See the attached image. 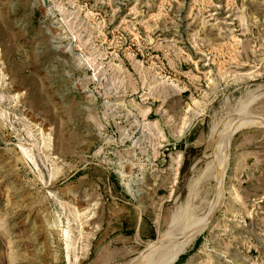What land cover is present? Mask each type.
Segmentation results:
<instances>
[{"label":"rangeland","instance_id":"374dc122","mask_svg":"<svg viewBox=\"0 0 264 264\" xmlns=\"http://www.w3.org/2000/svg\"><path fill=\"white\" fill-rule=\"evenodd\" d=\"M257 121L264 0H0V264L158 263L180 205L217 212L161 264H264ZM135 211L156 232L127 250Z\"/></svg>","mask_w":264,"mask_h":264},{"label":"bare ground","instance_id":"6f19581e","mask_svg":"<svg viewBox=\"0 0 264 264\" xmlns=\"http://www.w3.org/2000/svg\"><path fill=\"white\" fill-rule=\"evenodd\" d=\"M263 125H264V122H263ZM263 125L260 123L257 122H248V123H244L243 125L239 126V127H236V130L238 129H249V128H261L263 127ZM235 131V130H234ZM232 135V134H231ZM231 138V136H230ZM225 139V138H223ZM220 140V141H219ZM218 140V144L216 146V150H214V154L211 155L213 157L214 160H217V159H221L220 157H222L224 154V152L222 153L221 152V149L223 148V144L225 143V141L223 142L222 139H219ZM222 140V141H221ZM228 141H229V137H228ZM228 145V144H227ZM225 146V145H224ZM226 149V147H225ZM226 151V150H225ZM222 153V154H221ZM231 153V152H230ZM226 154H227V157H228V153L226 151ZM222 155V156H220ZM226 156V155H225ZM225 157L222 158V160L224 159ZM225 160V159H224ZM206 161V160H205ZM228 161V160H227ZM218 163V162H217ZM216 163V164H217ZM220 163V161H219ZM218 163V164H219ZM223 163V162H222ZM225 163V162H224ZM223 163V168L222 169H218V175H217V179H218V182H219V187H220V190H219V195L221 194V197L222 195L224 194V192L229 189V186H230V179L232 177L231 175V171H229V173L225 174V170L227 169V167H225ZM209 166V165H208ZM219 166L220 168V165H217ZM227 166V165H226ZM208 169V168H207ZM217 169V168H216ZM224 175H226L225 178H227V180L225 181V179H223ZM217 194V196H218ZM188 197V196H187ZM223 198V197H222ZM221 198V199H222ZM219 199V197H218ZM189 209V210H188ZM192 209L190 210L189 206H182L180 205V207H175L172 214L170 215V218H169V223L167 225V228H166V232H167V229L169 228L171 230V233L170 235H174L176 236L175 238V241L171 243H169V240H168V243L167 241H163V242H158L157 246H154L153 248H151L152 252L153 253H157L159 254L158 256H160V258H158V263H154V264H161V263H164L168 260H170L171 258L175 257L176 255H178L179 253H182V251L184 250V248L189 245L191 242H193L196 237L206 229L208 223L210 222V218L213 214V212L208 213V215L206 216V218L203 220V223H199L200 225H194V223H190L189 225L187 224V226L184 227L183 223L186 221V219H190L188 213L191 212ZM216 211V210H215ZM188 216V217H187ZM200 221V220H199ZM194 222V220H193ZM183 225V226H182ZM169 230V231H170ZM168 231V232H169ZM165 233V232H164ZM65 235H66V238H68V233L65 232ZM160 236V235H159ZM162 236H163V233H162ZM165 236V234H164ZM174 238V237H173ZM171 237L170 240L173 239ZM161 239L164 240V237H162ZM159 240V239H158ZM174 240V239H173ZM156 244V243H155ZM151 246V245H150ZM149 248V247H148ZM148 250V249H147ZM155 251V252H154ZM156 254H154L155 256ZM149 256V255H148ZM147 258L145 257V260L146 259H150L151 260V257L149 256ZM153 256V254H152ZM154 258V257H153ZM152 258V259H153ZM156 259V257H155ZM157 260V259H156ZM175 260V259H174ZM152 261V260H151ZM154 261V260H153ZM135 263V262H134ZM136 264H139L136 263Z\"/></svg>","mask_w":264,"mask_h":264},{"label":"crops","instance_id":"0c3cea01","mask_svg":"<svg viewBox=\"0 0 264 264\" xmlns=\"http://www.w3.org/2000/svg\"><path fill=\"white\" fill-rule=\"evenodd\" d=\"M115 220L114 217H111L109 223ZM155 232L156 229L153 221L145 213L135 211L124 214V217L120 221V230L115 237L127 243L126 248L129 250L133 244L137 243V240L150 239Z\"/></svg>","mask_w":264,"mask_h":264},{"label":"water","instance_id":"95a60500","mask_svg":"<svg viewBox=\"0 0 264 264\" xmlns=\"http://www.w3.org/2000/svg\"><path fill=\"white\" fill-rule=\"evenodd\" d=\"M226 171H227V169L225 170V174H226ZM225 177H226V175H224L223 179H225ZM225 181H226V180H225ZM217 210H218V209H217ZM216 212H217V211H215V212L212 214V216H211V218H210V222L208 223V225H207V227H206L205 230H208V229L211 227V224H212L211 221L213 220V217L215 216ZM178 256H179V255H178ZM178 256L176 257V259H175L172 263H174V262L177 260ZM172 263H171V264H172Z\"/></svg>","mask_w":264,"mask_h":264},{"label":"trees","instance_id":"16d2710c","mask_svg":"<svg viewBox=\"0 0 264 264\" xmlns=\"http://www.w3.org/2000/svg\"><path fill=\"white\" fill-rule=\"evenodd\" d=\"M184 258H186V255H183L179 258L178 262L182 261Z\"/></svg>","mask_w":264,"mask_h":264}]
</instances>
